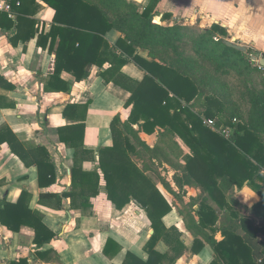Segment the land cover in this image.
<instances>
[{"label":"crops","instance_id":"0c3cea01","mask_svg":"<svg viewBox=\"0 0 264 264\" xmlns=\"http://www.w3.org/2000/svg\"><path fill=\"white\" fill-rule=\"evenodd\" d=\"M126 1L140 7L152 3V0ZM18 3L19 6L14 4L13 7L10 0L12 18L0 10V128L8 126L23 144L24 160L8 145L0 144V208L3 201L16 203L25 191L29 196V210L42 216L44 226L54 233V239L48 244L35 245L32 228L21 226L19 232H9L0 224V264H123L128 253L146 261L145 246L153 230L137 201L132 200L118 210L107 200L102 180L97 195L90 197L89 208L71 209L69 199L62 200L61 207H57V199L51 197L70 192L73 166L80 167L83 172H97L98 151L112 145L113 119L117 118L121 124L129 116L130 92L100 76L103 70L110 68L109 62L102 67L92 65L87 78L80 82L65 70L56 78L55 50L59 32L50 33L54 11L39 0ZM153 12L156 14L153 23L162 27L179 26L181 22L182 29L189 32L209 30L215 25L226 35L223 38L220 32L216 33L213 37L216 41L221 39L241 45L245 48L242 53L251 50L258 62L264 57V0H155ZM164 14L169 18L162 20ZM52 36L56 39L49 51ZM123 38L124 35L115 29L103 36L110 46ZM113 52L117 56L120 54L118 50ZM133 55L151 60L147 49L136 47ZM103 56L97 53L95 57L100 60ZM105 56L108 57L107 53ZM118 74L123 77L118 78ZM145 76L132 58L114 75L124 82L127 79L134 83L142 82ZM62 82L71 84L69 93L55 91ZM78 122L83 125L82 145L76 149L66 147L59 140L58 128H70ZM116 125L119 128V123ZM148 130L132 126L133 133L130 132L128 139L133 151L127 149V156L170 207L161 220L162 235L154 244V250L162 255L160 264H210L214 253L206 243L198 252L190 253L194 237L185 224L186 216L194 215L205 202L217 215L215 227H219L225 223V215L233 210L239 213L241 209V216H251L248 209L261 197L246 185L240 189L231 186L216 196L222 205L218 207L201 187L188 185L183 180L181 166L189 153L184 142L159 127ZM35 148H44L55 167L54 183L49 187H40L36 167L25 164L32 161ZM140 150L156 153H146L148 156L143 157ZM162 150L167 157L161 164L159 162L165 160L159 158ZM154 163L167 169L177 168L174 170L177 174L170 169L167 176L163 175L166 185L155 184L146 170L147 164L151 167ZM79 190L78 187L76 191ZM238 232L242 233L239 229ZM216 238H221L219 233ZM261 259H257V263Z\"/></svg>","mask_w":264,"mask_h":264},{"label":"trees","instance_id":"16d2710c","mask_svg":"<svg viewBox=\"0 0 264 264\" xmlns=\"http://www.w3.org/2000/svg\"><path fill=\"white\" fill-rule=\"evenodd\" d=\"M22 1L11 0V5L14 7ZM39 1L54 11L50 33L59 32L55 77L65 70L76 82H80L87 78L92 65L102 67L109 62L110 68L103 70L100 76L130 92L127 102L131 106L129 116L121 124L117 118L113 119L112 145L98 151L97 172H83L80 167L73 166L70 170V192H63L61 196L51 195L57 199V207H61L62 200L69 199L71 209L89 208L90 197L97 195L102 180L106 198L111 204L121 210L130 201H137L153 230L145 246L146 261L128 253L123 264H160L162 255L154 250V244L162 235L161 220L170 207L159 190L147 181L144 172L138 170L127 156V149L133 151L128 139L130 132L133 133V125H138L141 131H149L148 128L153 131L159 127L172 132L189 148L181 167L185 183L201 187L218 207L222 208V205L216 196L231 186L240 189L246 185L261 197L248 209L251 216H241L233 210L225 215L226 221L219 227H215L217 215L214 210L203 202L195 216H186L185 224L194 237L190 253L198 252L206 243L214 253L210 264H264V144L259 135L264 127V100L258 102L249 115L248 123H244L228 97L230 87L217 74L219 71L226 74L225 70H221L223 67L218 59L231 54L240 58L243 53L226 46L223 40L214 42L216 33L220 32L223 38L226 36L215 25L209 30L188 32L180 26L169 28L154 24L155 0L146 7L126 0ZM4 18L10 26L11 22L5 14ZM161 18L167 19L169 15L164 14ZM111 29L124 35L114 46L103 40L105 33ZM55 39L52 36L49 51H52ZM191 41L193 46H190ZM166 46L170 49L167 50ZM181 46L183 50H180ZM136 47L147 49L151 60L133 55ZM207 47L214 49L211 54L214 52L215 59L210 58L215 66L212 75L206 74V66L203 65L206 60L201 55ZM114 50L119 51V56L114 54ZM97 53L104 54V59L97 60ZM129 58L146 73L140 83L127 79L124 82L118 79L123 77L121 74L118 78L114 77ZM54 89L69 93L71 84L62 82ZM202 118L213 119L216 127H232V135L227 140L212 132L202 124ZM236 120L239 122L233 123ZM58 136L66 147L76 149L82 145L83 125L78 122L70 128H58ZM0 144L8 145L24 160L21 154L23 144L6 125L0 128ZM33 154L32 161L25 164L36 167L40 187H49L54 183L55 170L51 158L44 148H35ZM144 181L146 184H142ZM78 187L80 190L76 191ZM88 190L91 191L85 195ZM28 199L29 196L22 191L16 203L3 201L0 224L9 232H19L21 226H28L33 229L35 245L48 244L54 239V233L44 226L40 214L29 210ZM217 233L220 239L216 238ZM167 236L171 237L170 234ZM258 257L262 258L260 263L256 261Z\"/></svg>","mask_w":264,"mask_h":264},{"label":"rangeland","instance_id":"374dc122","mask_svg":"<svg viewBox=\"0 0 264 264\" xmlns=\"http://www.w3.org/2000/svg\"><path fill=\"white\" fill-rule=\"evenodd\" d=\"M178 25L180 26L183 24L180 22V24ZM218 40H221V39H218ZM213 41L215 42L216 39L213 38ZM190 46H193L192 41L190 42ZM166 49L168 50L170 48L166 46ZM180 50H183L182 46ZM213 50L214 49H210L209 47H207L205 49V53L204 54L201 53L202 57H204V59L206 60V61H203V65L206 66L207 75H212L213 69L215 67L214 62L210 60V58L215 59V55H212L214 52L211 54ZM215 52L220 56V53L217 50H215ZM254 58H255V55L250 50V53H247V54L243 53V55L240 58L238 57L235 58L233 57V54H231V55H228L224 59H218V61L219 60L221 61V62L219 61V63H221L223 67V69L221 70H225L226 74L222 73L224 71H219V70L217 74L227 84V87L228 86L230 87L231 93L229 92V88H228V97L231 99V102L233 103L237 111V114L240 115V118L244 120V123L245 122L248 123L249 115H251L252 111L256 109V105L258 104V102H260L261 100H264V76L257 74L255 68L253 67L252 60ZM238 122L239 120L233 121V123H238ZM259 135H261L262 142L264 144V127L260 129ZM174 137L176 136L174 135ZM136 139L138 138L136 137ZM141 145L143 144L141 143ZM139 152L141 155H144L143 157H146L149 154L151 155L153 153H156V151H153L151 153L149 150L148 152H146L145 150H140ZM146 153H148V155H146ZM160 153L165 154V156L163 154L159 155V158L165 159L159 162L162 164L163 161H166L167 156H166V153L163 152V150ZM156 165L157 164L155 163L151 167L148 164L146 165V170H149L147 175L153 180L155 184L161 183L163 186H165L166 183H165V180L163 179V175L166 174L167 176V171L169 174L170 173L169 171L170 169L172 170V168L167 169L168 167L162 166L160 164L158 166ZM173 169L175 171L177 170V168H173ZM174 170L172 171L174 175H176L177 173ZM241 211L242 210L240 209L239 210L240 215H241Z\"/></svg>","mask_w":264,"mask_h":264},{"label":"built area","instance_id":"2783aa9c","mask_svg":"<svg viewBox=\"0 0 264 264\" xmlns=\"http://www.w3.org/2000/svg\"><path fill=\"white\" fill-rule=\"evenodd\" d=\"M16 6H19L18 2L16 3ZM0 10L6 13L9 18L13 17L10 0H0ZM252 65L264 76V67L259 64L258 60L253 59ZM202 124L227 140L233 132L230 126L222 125L220 127H216L215 121L210 118H202Z\"/></svg>","mask_w":264,"mask_h":264},{"label":"water","instance_id":"95a60500","mask_svg":"<svg viewBox=\"0 0 264 264\" xmlns=\"http://www.w3.org/2000/svg\"><path fill=\"white\" fill-rule=\"evenodd\" d=\"M224 44L232 49H235L237 51H240V52H245V48L241 45H237V44H233L232 42L230 41H224ZM259 64L264 67V57L259 60Z\"/></svg>","mask_w":264,"mask_h":264}]
</instances>
